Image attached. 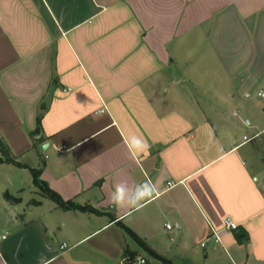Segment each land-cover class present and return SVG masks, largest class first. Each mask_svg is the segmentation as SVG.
Segmentation results:
<instances>
[{"label":"crops","instance_id":"1","mask_svg":"<svg viewBox=\"0 0 264 264\" xmlns=\"http://www.w3.org/2000/svg\"><path fill=\"white\" fill-rule=\"evenodd\" d=\"M260 90L264 0H0V264H264Z\"/></svg>","mask_w":264,"mask_h":264},{"label":"trees","instance_id":"2","mask_svg":"<svg viewBox=\"0 0 264 264\" xmlns=\"http://www.w3.org/2000/svg\"><path fill=\"white\" fill-rule=\"evenodd\" d=\"M0 151H1V155H0V162H15L18 164H21L19 162L16 161L15 159V155H13V153L11 152L9 146L7 145V143L0 138ZM40 171L37 169H33V181L35 184L37 185H42V187L46 190V193L49 194L51 197H53L54 199L57 200V202L64 207L67 208H81V209H85L87 208L86 206L83 205H78L76 204L74 201H72L71 199L69 200H64L55 190L51 189L43 180L40 179ZM5 196L8 199L11 200H19L18 197L13 196L11 193H9L8 191L5 193ZM127 230L130 232V234L136 238L143 246L148 247L145 243V241L138 236L134 231H132L131 229L127 228ZM151 253L155 256H159L160 255L158 253H156L155 251L151 250ZM129 260L134 259V254H129L128 255Z\"/></svg>","mask_w":264,"mask_h":264},{"label":"clouds","instance_id":"3","mask_svg":"<svg viewBox=\"0 0 264 264\" xmlns=\"http://www.w3.org/2000/svg\"><path fill=\"white\" fill-rule=\"evenodd\" d=\"M133 140L135 141V145H138V146L144 145V142L139 138L134 137ZM124 183L125 182H121L120 184H118L110 197L112 205L116 208H120V207L136 208L140 205L142 201L148 199L154 193V190H155L153 186L149 187L148 195L138 194V198L136 199L135 203H132L130 200L126 201V198L123 195ZM145 185L146 183H143V184L137 185V187L140 189H143Z\"/></svg>","mask_w":264,"mask_h":264},{"label":"rangeland","instance_id":"4","mask_svg":"<svg viewBox=\"0 0 264 264\" xmlns=\"http://www.w3.org/2000/svg\"><path fill=\"white\" fill-rule=\"evenodd\" d=\"M258 99H259V100H257V101L259 102L258 105H262V104H263V99H262L261 97H258ZM260 120H261V123L264 124V114L260 116ZM245 133H246V134H251V132L248 131V130L245 131ZM241 135H242V133H238V134H236L237 137H239V136H241ZM258 141H260V142H259V144H260V149H259L260 152H258V155L261 156V157H262L261 159H263L262 161H264V135L262 136L261 140H258ZM9 167H12V166H9V165H0V181L3 180L6 176H8V174H9V175H10V174H13L11 168H9ZM262 168H263V167H262ZM27 174L29 175V173H27ZM23 184L26 186L27 184H29V181L26 180V181H24ZM36 185H37V184H36ZM37 188H38L41 192H43L44 194H47V193H46V190L42 187V185H41V186H40V185H37ZM87 206H88V205H87Z\"/></svg>","mask_w":264,"mask_h":264},{"label":"built area","instance_id":"5","mask_svg":"<svg viewBox=\"0 0 264 264\" xmlns=\"http://www.w3.org/2000/svg\"><path fill=\"white\" fill-rule=\"evenodd\" d=\"M259 94L261 96H264V90H260ZM244 138H245V140L251 139V137H247L246 135L244 136ZM224 224H225V227H227V228H231V229H236L237 228V223L231 217H226L224 219ZM168 226H170V225H168ZM212 234H213V236H215L216 240H220L219 233H218V231L216 229H214V228L212 229ZM202 245L205 246L206 245V241H203ZM137 261H138L139 264L145 263V259H143V258H139Z\"/></svg>","mask_w":264,"mask_h":264}]
</instances>
